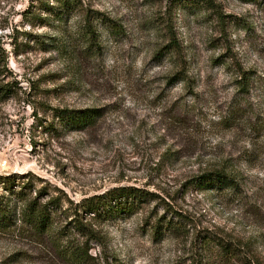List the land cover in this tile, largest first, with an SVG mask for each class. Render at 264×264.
Instances as JSON below:
<instances>
[{"label":"rangeland","instance_id":"rangeland-1","mask_svg":"<svg viewBox=\"0 0 264 264\" xmlns=\"http://www.w3.org/2000/svg\"><path fill=\"white\" fill-rule=\"evenodd\" d=\"M62 1L0 0V176L57 201L48 231L18 213L0 228V264H264V0H71L63 19ZM85 109L81 131L57 117ZM217 169L239 187L193 183ZM121 186L158 198L130 218L84 212ZM161 218L181 229L154 236ZM214 235L238 256L208 249Z\"/></svg>","mask_w":264,"mask_h":264},{"label":"trees","instance_id":"trees-1","mask_svg":"<svg viewBox=\"0 0 264 264\" xmlns=\"http://www.w3.org/2000/svg\"><path fill=\"white\" fill-rule=\"evenodd\" d=\"M75 5L74 1L63 0L62 8L59 9L60 11L55 7H49V9L53 15H59L58 17L60 18H66L71 14ZM105 23L110 26L113 22L107 19ZM87 27L90 34L94 35L95 31L92 30L91 25L89 24ZM93 39H95V36ZM97 115V109H85L79 111L62 110L57 117L64 122L66 127L81 131L94 123ZM17 177V175L0 176V185L6 187V190L14 195V198L17 199L18 202L23 204V209L20 212H16L8 200L9 198L4 194H0V228L10 227V224L14 221V218H16V213H18L19 218L31 228L37 231H48L51 225L49 209L51 206L56 205L55 203L57 201L53 200L41 205L36 198L30 200L26 192L31 188V183L27 182L19 185L20 190L15 191L14 185ZM193 183L200 186L202 189L218 191L228 189L235 190L239 187L238 182L233 176L229 175L225 169H217L201 173L193 179ZM157 198V194L150 192L147 189L135 186H121L84 199L81 203V207L87 215H92L93 218L100 220L112 217L130 218L136 215L145 205H149L156 201ZM179 223L180 220L175 222L173 219L163 220L161 218L152 230L153 235L156 237L162 235V233H166V235H175L181 229ZM85 227L86 225L79 223L80 230L83 231ZM164 230L166 231L164 232ZM206 240L208 249L213 245L221 250L226 257H229L228 255H233L234 257L238 256L237 250H230V247L225 244L218 235L208 237ZM79 254L78 256L76 255V258L81 260L84 255H87V252Z\"/></svg>","mask_w":264,"mask_h":264}]
</instances>
